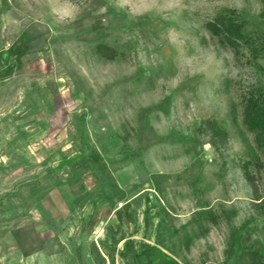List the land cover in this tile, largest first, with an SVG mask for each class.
I'll list each match as a JSON object with an SVG mask.
<instances>
[{
    "label": "rangeland",
    "instance_id": "1",
    "mask_svg": "<svg viewBox=\"0 0 264 264\" xmlns=\"http://www.w3.org/2000/svg\"><path fill=\"white\" fill-rule=\"evenodd\" d=\"M251 94L264 0H0V264H264Z\"/></svg>",
    "mask_w": 264,
    "mask_h": 264
},
{
    "label": "trees",
    "instance_id": "2",
    "mask_svg": "<svg viewBox=\"0 0 264 264\" xmlns=\"http://www.w3.org/2000/svg\"><path fill=\"white\" fill-rule=\"evenodd\" d=\"M211 28H214L217 32L225 34L231 40L233 38L242 39L247 41L248 38L241 29V27L233 20L227 17H223L215 20L209 24ZM106 47H100L99 53L101 55L113 58L115 52L111 51V54H107ZM244 123L248 130L254 135L255 142L258 149L264 154V101L259 96L251 94L246 101L244 110Z\"/></svg>",
    "mask_w": 264,
    "mask_h": 264
}]
</instances>
